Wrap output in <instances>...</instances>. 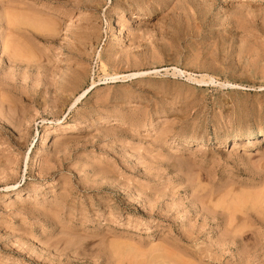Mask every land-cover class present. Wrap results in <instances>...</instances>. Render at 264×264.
Returning a JSON list of instances; mask_svg holds the SVG:
<instances>
[{"label":"rangeland","instance_id":"rangeland-1","mask_svg":"<svg viewBox=\"0 0 264 264\" xmlns=\"http://www.w3.org/2000/svg\"><path fill=\"white\" fill-rule=\"evenodd\" d=\"M0 264H264V0H0Z\"/></svg>","mask_w":264,"mask_h":264},{"label":"bare ground","instance_id":"bare-ground-1","mask_svg":"<svg viewBox=\"0 0 264 264\" xmlns=\"http://www.w3.org/2000/svg\"><path fill=\"white\" fill-rule=\"evenodd\" d=\"M180 72V71H179ZM138 74V73H137ZM136 74H132V75H127V76H122V78L123 79H125V78H130L131 76H135ZM118 77H115V79H117ZM63 127H65V126H63ZM208 139H210V138H208ZM238 139V138H237ZM189 140V138H184V141H188ZM202 140V139H201ZM245 201V200H244Z\"/></svg>","mask_w":264,"mask_h":264}]
</instances>
